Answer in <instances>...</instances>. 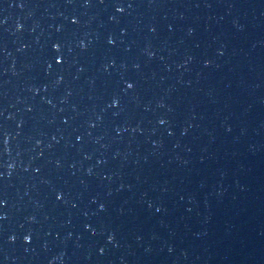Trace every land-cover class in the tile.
<instances>
[{"label":"water","instance_id":"1","mask_svg":"<svg viewBox=\"0 0 264 264\" xmlns=\"http://www.w3.org/2000/svg\"><path fill=\"white\" fill-rule=\"evenodd\" d=\"M0 264H264V0H0Z\"/></svg>","mask_w":264,"mask_h":264}]
</instances>
